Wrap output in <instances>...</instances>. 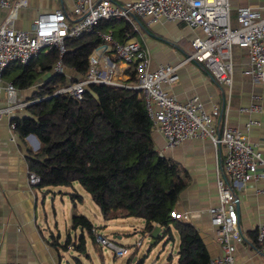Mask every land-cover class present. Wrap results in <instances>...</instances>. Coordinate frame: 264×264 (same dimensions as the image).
<instances>
[{
    "label": "built area",
    "instance_id": "1",
    "mask_svg": "<svg viewBox=\"0 0 264 264\" xmlns=\"http://www.w3.org/2000/svg\"><path fill=\"white\" fill-rule=\"evenodd\" d=\"M70 1L74 7L72 17L68 18L63 10L44 12L35 19L32 29L26 31L16 29L14 22L21 19L28 0H0V11H8L0 22V94L5 93L7 99V104L0 107V119L11 117L33 103L21 100L13 83H4V75L13 64L28 65L41 52L56 49L60 58L54 66V73L67 75L63 62L66 41L86 34L97 35L100 43L89 57L86 77L58 89L55 95L82 99L87 86L91 84L139 90L145 98L153 131L163 137L167 150L177 149L192 139H210L216 148L224 147L225 163L218 179L220 202L209 209L223 254L211 258L209 264H236L237 245L245 239L238 221L235 190L240 191L252 181H264V152L249 141L240 127L226 123L220 133L217 121L220 108L217 105L208 111L197 97L180 101L165 90V86H172L180 80V66L162 64L152 69L150 51L131 39L130 32L137 30L135 20L138 19L148 25L162 21L180 22L191 29L201 30L204 37H197L190 43L187 61L200 63L220 85L231 89L234 82L235 46L248 50L244 74L251 76L256 83L264 82V15L250 6L240 7L237 9L238 26L232 27L230 0H134L124 3L114 0ZM116 19L124 20L128 27L126 35L129 39L125 42L119 41L113 32L99 29L102 23ZM133 72L137 75L134 85L127 84L120 77L124 73L132 76ZM261 111L262 106L254 103L240 108L241 113ZM259 125V120L251 119L245 124V130ZM11 131L12 141H15L16 128L12 121ZM26 140L34 145L35 151L39 150L40 142L35 135H29ZM159 155L166 158L163 152ZM29 181L31 185L37 186L40 178L31 172ZM256 192L264 194V186L257 188ZM173 218L188 221L187 215L181 217L174 213ZM256 229L257 241L264 255V223ZM92 233L96 244L112 250L117 258L129 254L127 248L99 235L95 227ZM2 249L0 232V257ZM0 264L21 263L0 261Z\"/></svg>",
    "mask_w": 264,
    "mask_h": 264
},
{
    "label": "trees",
    "instance_id": "2",
    "mask_svg": "<svg viewBox=\"0 0 264 264\" xmlns=\"http://www.w3.org/2000/svg\"><path fill=\"white\" fill-rule=\"evenodd\" d=\"M120 21L104 22L99 29L110 32L105 25ZM126 31L124 25L119 41H126ZM99 43L95 34L66 41L63 62L66 70L75 73L71 79L54 74L46 83L38 84L44 75L53 73L60 58L56 49L41 52L28 65L15 63L5 73L4 83H13L20 91L35 90L29 98L33 103L25 108L28 115L12 119L16 134L23 140L35 135L40 142L38 151H27L30 172L40 178V189H75L79 184L107 219H142L148 234L159 225L169 241L174 240V229L180 237L177 264H209L211 256L198 230L173 218L189 182L182 176L180 165L159 155L142 92L91 84L82 99L55 95L58 89L86 77L89 57ZM132 76L126 82L129 85L137 80L135 72ZM74 198L83 200L77 192ZM71 228L86 231L96 243L94 225L87 216L74 214ZM250 235L258 242L257 232ZM52 243L57 250L68 251L72 240L69 235L64 245L58 238ZM77 250L86 251L84 235ZM135 257L136 252L128 264H133Z\"/></svg>",
    "mask_w": 264,
    "mask_h": 264
},
{
    "label": "crops",
    "instance_id": "3",
    "mask_svg": "<svg viewBox=\"0 0 264 264\" xmlns=\"http://www.w3.org/2000/svg\"><path fill=\"white\" fill-rule=\"evenodd\" d=\"M114 1L124 3L134 0ZM230 5L232 27L238 26L237 9L240 7L250 6L264 15V0H230ZM73 9L70 0H28L27 6L22 10L21 19L14 22V27L18 30L30 31L39 14L63 10L72 17ZM7 14L8 11L5 9L0 11V22ZM135 22L137 30L132 34V38L150 51L152 69L162 64L180 66V80L172 86H165V90L171 92L180 101L197 97L208 111L217 105L220 108V116L217 119L220 133L226 123L232 127H240L247 134L249 141L264 152V82L256 83L251 76L244 74L248 63V50L238 46L233 48L234 82L229 89L220 85L203 65L195 61H187L190 43L197 37H204L201 30L191 29L180 22L162 21L153 25H148L139 19ZM124 25L126 23L120 21L106 24L105 29L115 33L117 39H121ZM66 73L68 79L75 75L71 70H66ZM127 73L120 76L125 81L131 79ZM54 74L53 71L44 75L38 84L46 83ZM34 91L33 87L25 91L18 90V96L21 100L29 101ZM253 103L260 104L262 111L240 112V108L248 107ZM6 104V95L1 93L0 107ZM27 115L25 109L15 112L11 117L0 119V232L3 240L0 261L21 264H63L62 252L75 250L80 254L85 253L86 251L77 250L80 237L84 235L86 239V236L90 238L91 236L82 229L72 230L70 225V231L75 232L77 237L72 241L68 251L57 250L54 247L52 243L54 238H58V243L64 245L68 236L71 237L69 231L63 241L61 235H56L52 228L53 222L57 223L58 220L55 206L57 192L53 188L40 189L30 184L27 151L29 149L34 151V145L17 134L16 140L12 141V119ZM251 119L259 120L260 125L246 131L245 124ZM153 137L158 152H163L167 159L180 165L183 170L182 176L189 182L188 188L181 194L176 204L175 213L181 217L188 216L186 223L198 230L211 258L221 256L223 249L217 241L216 229L211 223L209 209L218 206L220 202L218 179L220 169L225 163V148H216L210 139H192L171 151L166 149L165 141L158 132L153 131ZM263 186L264 181L259 183L252 181L240 191L235 190L239 225L243 235L247 237L243 243L237 245L236 264H264L261 244L255 242L254 236L250 235L264 223V194L256 192L257 188ZM58 193L63 196L68 195L63 190H59ZM69 195L72 199L73 194ZM73 204L75 205L76 201L73 200ZM50 209L53 215L50 214ZM73 215L74 209L71 212V220ZM92 243L97 246L93 239ZM174 259L172 256L168 257L170 264H174ZM137 262L138 257L133 263Z\"/></svg>",
    "mask_w": 264,
    "mask_h": 264
},
{
    "label": "rangeland",
    "instance_id": "4",
    "mask_svg": "<svg viewBox=\"0 0 264 264\" xmlns=\"http://www.w3.org/2000/svg\"><path fill=\"white\" fill-rule=\"evenodd\" d=\"M127 33L128 31L125 33V36L127 37L126 41L129 39V37L126 35ZM132 33H134V31L130 32L131 39H133ZM132 77L133 76H131V79ZM135 77L137 79L136 74ZM136 83L137 80L135 84ZM34 152L36 151L34 150ZM53 189L57 192L55 206L56 211L58 212V220L57 223L53 222L52 228L56 235H61L63 241H65L67 233L70 231L71 212L74 209V214L85 215L92 221L99 235L105 236L107 239L127 248L129 252L128 255L117 258L112 250L108 249L107 247L94 246L92 239L86 236V252L81 254L75 250L68 253L62 252L64 256L63 264H128L130 257L134 254V252H136V257L134 260L138 257V261L140 262L142 260L144 262L143 264H170L168 260L169 256L174 257V264H177V253L179 251L180 238L179 234L174 229V241H169L168 237L164 236L156 245L151 246L149 244L151 241L150 235L144 232L146 224L144 220L134 217L110 220L105 219L98 209V206L93 202L90 194L79 184L75 185V189ZM59 190L67 192L68 195H60L58 193ZM76 192L82 196L83 200L80 202L77 198H74V201H76V204L74 205L69 194L72 195ZM51 201L52 199L50 198V205ZM50 214L53 215L51 209ZM70 234L72 241H75V237H77L75 232L70 231ZM139 242L142 244L139 245Z\"/></svg>",
    "mask_w": 264,
    "mask_h": 264
},
{
    "label": "water",
    "instance_id": "5",
    "mask_svg": "<svg viewBox=\"0 0 264 264\" xmlns=\"http://www.w3.org/2000/svg\"><path fill=\"white\" fill-rule=\"evenodd\" d=\"M67 17L70 18V14H67ZM164 229L157 225L153 231V233L149 234L150 235V245L154 246L156 245L163 237H164ZM163 235V236H162Z\"/></svg>",
    "mask_w": 264,
    "mask_h": 264
}]
</instances>
